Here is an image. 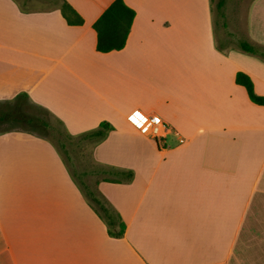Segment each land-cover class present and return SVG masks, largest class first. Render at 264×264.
<instances>
[{
	"label": "crops",
	"instance_id": "crops-1",
	"mask_svg": "<svg viewBox=\"0 0 264 264\" xmlns=\"http://www.w3.org/2000/svg\"><path fill=\"white\" fill-rule=\"evenodd\" d=\"M63 1L0 0V116L39 121L0 119V264H264V107L235 81L247 73L264 96V58L238 46H264V0L236 47L217 43L212 0H124L136 15L108 53L93 24L114 0H66L82 25ZM153 112L166 148L136 126ZM103 121L102 141L81 138ZM55 122L94 143L95 166L133 171L88 183L126 223L121 238L50 140Z\"/></svg>",
	"mask_w": 264,
	"mask_h": 264
},
{
	"label": "trees",
	"instance_id": "trees-1",
	"mask_svg": "<svg viewBox=\"0 0 264 264\" xmlns=\"http://www.w3.org/2000/svg\"><path fill=\"white\" fill-rule=\"evenodd\" d=\"M218 10L221 12L224 7V0H219ZM61 12L69 25H82L84 20L82 16L66 1L61 5ZM135 10L128 6L124 0H114L94 22L93 29L97 35L96 49L101 53L122 50L127 43L129 33L135 18ZM238 46L245 52L258 55L264 58V46L252 44L247 41H239ZM237 84L243 86L250 100L264 107V96L255 91L252 78L245 72L238 71L235 76ZM1 120L8 119L13 122H20L32 127L33 123L39 122L35 117H26L25 115L8 114L1 115ZM33 125V126H31ZM48 126V125H46ZM113 127L107 121L100 123L95 130L87 132L81 138L92 142L102 141ZM92 175L97 177L96 184L100 181L112 183H125L133 179L134 173L130 169H120L113 166L97 165L82 176ZM85 197L91 203L95 212L104 221L107 226L109 236L121 238L126 230V223L122 220L120 214L111 206L105 197H103L96 188H92L86 181L80 183Z\"/></svg>",
	"mask_w": 264,
	"mask_h": 264
},
{
	"label": "rangeland",
	"instance_id": "rangeland-1",
	"mask_svg": "<svg viewBox=\"0 0 264 264\" xmlns=\"http://www.w3.org/2000/svg\"><path fill=\"white\" fill-rule=\"evenodd\" d=\"M251 0H224V7L218 10L219 0H212L215 37L222 47H236L238 39L245 38L244 16ZM51 130H46L50 140L57 147L69 169L79 183L86 181L95 186L99 179L93 176L83 177L82 174L95 167L93 158L94 143L73 137L55 122ZM2 128V127H0Z\"/></svg>",
	"mask_w": 264,
	"mask_h": 264
},
{
	"label": "built area",
	"instance_id": "built-area-1",
	"mask_svg": "<svg viewBox=\"0 0 264 264\" xmlns=\"http://www.w3.org/2000/svg\"><path fill=\"white\" fill-rule=\"evenodd\" d=\"M135 122L141 134L153 138L160 148H166V138L171 133V127L160 115L154 112L142 114L141 120Z\"/></svg>",
	"mask_w": 264,
	"mask_h": 264
},
{
	"label": "snow or ice",
	"instance_id": "snow-or-ice-1",
	"mask_svg": "<svg viewBox=\"0 0 264 264\" xmlns=\"http://www.w3.org/2000/svg\"><path fill=\"white\" fill-rule=\"evenodd\" d=\"M137 116H139V113H137L136 116L131 117V119L135 120Z\"/></svg>",
	"mask_w": 264,
	"mask_h": 264
}]
</instances>
